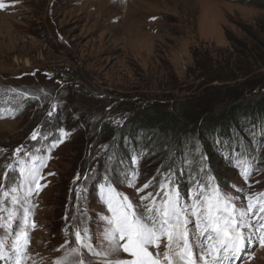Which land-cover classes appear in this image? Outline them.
<instances>
[{
	"label": "rangeland",
	"instance_id": "rangeland-1",
	"mask_svg": "<svg viewBox=\"0 0 264 264\" xmlns=\"http://www.w3.org/2000/svg\"><path fill=\"white\" fill-rule=\"evenodd\" d=\"M0 3L5 5L0 8V183L8 164L16 167L17 160L27 161L33 153L47 155L39 181L44 186L30 201L24 264H54L78 247L77 228L82 235L85 228L101 235L107 209L99 188L106 174L115 181L116 192L134 203L150 192H160V184L170 177L179 186L181 202L194 196L198 186L218 183L233 196L241 195L245 206V196L257 206L264 204V108L260 116L255 114L256 103L264 107V67L246 65L249 56H240L237 61L247 67L242 72L247 74L207 83L193 60L196 54L200 60L219 58L220 67L227 61L234 65L233 44L245 40L257 44L256 35L264 38L260 31L264 0ZM232 72L239 73L237 67ZM251 79L256 85L247 88L245 99H234L224 110L225 102L216 104L219 95L225 101L227 94L235 93L227 91L229 85L245 87L242 83ZM203 95V107L214 105L201 125L210 147L195 140L190 153L184 154L175 149L181 145L179 135L163 134L166 142L159 131H152L157 125L150 130L141 120L158 115L161 121L169 112L178 116L182 100H196L198 105ZM233 107L236 118H231ZM167 128L170 131L169 123ZM33 131L37 140L31 139ZM61 138L63 142L56 143ZM20 146L23 150L17 156ZM205 154H211L209 162ZM249 160L252 170L245 180L240 173ZM134 168L135 187H129L125 175ZM85 175L90 179L85 180ZM149 181L150 187L137 193ZM234 185L242 187L243 194L236 193ZM77 189L82 193L79 201ZM166 245L162 238L161 254ZM112 258L130 257L120 252ZM102 259H94L93 264H101ZM232 264H264V245L252 241Z\"/></svg>",
	"mask_w": 264,
	"mask_h": 264
},
{
	"label": "snow or ice",
	"instance_id": "snow-or-ice-1",
	"mask_svg": "<svg viewBox=\"0 0 264 264\" xmlns=\"http://www.w3.org/2000/svg\"><path fill=\"white\" fill-rule=\"evenodd\" d=\"M4 6L0 3V8ZM48 115L51 117L52 111ZM37 137L38 133L33 131L31 139L37 140ZM62 142L61 138L56 143ZM22 150L20 146L14 154L18 156ZM46 159V154L33 153L27 161L17 160L16 167L8 164L4 182L0 183V230L4 233L0 236V261L7 264H24L26 259L30 201L44 186L39 181L43 179L41 169L46 166ZM138 159L139 154L132 158L133 163ZM252 163L245 161L241 169L245 180L251 174ZM84 179L90 177L85 175ZM135 179L134 168L131 175H125L127 186L135 187ZM104 180L99 191L107 214L102 217L101 235L97 237L88 228L83 229L82 235L77 228L75 243L78 247L67 251L54 264H93L96 258H103L101 264H224L225 261L232 264L252 241L264 245V215H261L264 204L257 206L245 196L248 200L245 206L240 202L241 195L233 196L218 183L214 187L198 186L194 196L181 202L179 186L169 177L168 183L160 184V192L155 195L150 192L141 196L139 203H134L128 195L116 192L115 181L107 174ZM150 185L151 181L145 183L136 189L137 193ZM233 187L236 193L243 194L242 187ZM81 196L77 189V201ZM156 196L162 198L157 200ZM149 200L151 202L146 204ZM31 227H35L34 222ZM162 238L167 239V250L161 254L158 249ZM150 248L157 250L155 254ZM120 252L130 258H112L118 257ZM72 257L78 259L73 262Z\"/></svg>",
	"mask_w": 264,
	"mask_h": 264
},
{
	"label": "trees",
	"instance_id": "trees-1",
	"mask_svg": "<svg viewBox=\"0 0 264 264\" xmlns=\"http://www.w3.org/2000/svg\"><path fill=\"white\" fill-rule=\"evenodd\" d=\"M260 31L264 33L263 29H260ZM262 35H263L262 37H264V34ZM254 39L258 42L257 44H248L249 41L247 40L245 41L237 40L238 41L237 44H233L234 54H235L234 55V65H233V62L230 61L229 63L227 61V64L229 63L228 67H226L227 64L225 67H220L221 62L219 58H214V59L210 58L207 60H200L196 54H193V60H194V65H195L194 69L198 70V75L200 77H203V80H205L207 83L209 82L212 83L214 81H219L223 83L225 81H231L237 78L236 74H239V76H243L247 74V72L242 73L246 70L247 67L241 66V64L239 63L240 61H237L238 60L237 58H239L240 56L242 57L249 56L248 58L251 61H249L246 65L252 62L253 64H255V66L264 67V38H261L256 35ZM235 40H232V42ZM238 45L239 47L237 49L236 46ZM230 59L232 58L230 57ZM235 67H237V71L239 73L232 72V68H235ZM242 84H245V87L244 85L243 87L242 86L235 87V85L233 84L229 85L227 91L230 92V90L234 89L235 93H232V92L229 94L226 93L227 95L224 97L226 98L225 101L219 95V100L218 102L216 101V104L220 102L221 103L225 102L223 105V110H224L227 108L226 105H228L231 101H234V99L239 100L240 102L242 99L246 98L247 92H249L247 88H252L253 86L256 85V80L251 79ZM199 98H200L199 100L200 103L198 105L195 102L196 100L194 101L190 99L182 100V102L179 103V108L177 109L178 116H176L175 113L169 112L168 115H165V117L161 121H159V119H161V116H158V115L149 116L148 118H145V120L144 119H141V120L143 122H148V124L146 123L144 124H146L150 130L157 125L158 126V127L156 126L157 129L155 130L152 129V131H155V132L159 131L160 135L162 136L163 134H170V136L173 134V136L177 135V137L179 135L178 143H180L181 145H177L178 148H175V149L179 151H183L184 154L190 153V150L192 149L193 144L195 143V140L200 141V143L203 144L204 148L210 147L209 146L210 142L209 140H207L208 136H206V129H202L201 125L205 121L208 120L209 118L208 115L211 112V110L214 108V105L210 103L211 107H207V108L203 107L204 103L202 99H204V95L199 96ZM256 104L257 106H255L256 107L255 114H257V116H260L259 113L261 114L264 108V107H261L260 105H263V103L259 102ZM260 107L262 108L261 110L259 109ZM231 109H232L231 114L233 113L231 118H236L238 115L237 109H235L234 107ZM251 110L254 113L253 107H251ZM262 116H264V114ZM168 123L171 125L170 131H168V128H167ZM189 125H190V128H189ZM162 140L167 142V139L164 136ZM209 155L211 154H208V155L205 154L203 156L205 157L206 162H209L211 160L210 159L211 156Z\"/></svg>",
	"mask_w": 264,
	"mask_h": 264
}]
</instances>
